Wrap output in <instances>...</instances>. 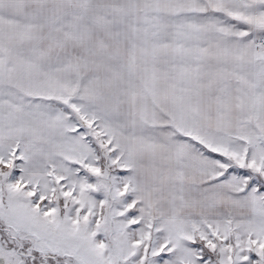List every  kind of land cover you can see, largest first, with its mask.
Returning a JSON list of instances; mask_svg holds the SVG:
<instances>
[{
  "label": "snow or ice",
  "instance_id": "snow-or-ice-1",
  "mask_svg": "<svg viewBox=\"0 0 264 264\" xmlns=\"http://www.w3.org/2000/svg\"><path fill=\"white\" fill-rule=\"evenodd\" d=\"M0 264H264V0H0Z\"/></svg>",
  "mask_w": 264,
  "mask_h": 264
}]
</instances>
